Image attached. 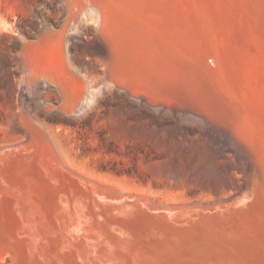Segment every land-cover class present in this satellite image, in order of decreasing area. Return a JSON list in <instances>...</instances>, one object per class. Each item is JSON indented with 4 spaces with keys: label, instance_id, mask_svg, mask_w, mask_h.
I'll return each mask as SVG.
<instances>
[{
    "label": "bare ground",
    "instance_id": "obj_1",
    "mask_svg": "<svg viewBox=\"0 0 264 264\" xmlns=\"http://www.w3.org/2000/svg\"><path fill=\"white\" fill-rule=\"evenodd\" d=\"M167 1L135 0L133 10L86 5V16L109 45L127 56V65L138 59L134 64L144 66L143 73L158 69L163 81L190 90L247 157L253 179L247 190L216 202L177 205L117 190L67 166L45 127L35 120L31 124L27 114L23 123L30 140L0 148V264H264V103L243 94L244 64L238 68L230 60L231 46L218 33L210 37L205 20L211 16L202 13V0L189 6L190 15L169 10ZM119 28L125 31L117 33ZM33 54L24 58L25 67L33 63ZM133 75L139 81L141 74ZM97 79L84 77L92 89L82 102L90 100ZM80 100H73L75 107L82 106Z\"/></svg>",
    "mask_w": 264,
    "mask_h": 264
},
{
    "label": "rangeland",
    "instance_id": "obj_2",
    "mask_svg": "<svg viewBox=\"0 0 264 264\" xmlns=\"http://www.w3.org/2000/svg\"><path fill=\"white\" fill-rule=\"evenodd\" d=\"M88 1L0 0V148L30 140L23 123L29 114L31 124L35 120L45 127L67 166L117 190L172 205L216 202L244 193L253 180L252 168L242 150L233 146V137L210 120L187 87L178 89L163 81L155 68L144 74L145 67L134 64L138 59L127 65L123 60L127 56L111 47L90 15L86 16V5L109 7L110 3L133 10L135 0ZM194 1L166 3L176 14L190 15L189 6L194 8L198 2ZM201 8L211 16L205 20L210 37L218 33L217 38L231 46L230 60L238 62V68L244 64L240 75L243 94L263 104L258 99L264 98V0H202ZM119 29L117 33L125 31ZM219 46L224 44L219 42ZM32 54L33 63L25 67L24 58ZM116 62H122V67ZM133 73L141 74L143 80L138 75L137 81ZM83 76L99 78L93 84L95 94L85 102L84 94L92 87ZM78 98L82 99L80 108L73 101Z\"/></svg>",
    "mask_w": 264,
    "mask_h": 264
}]
</instances>
